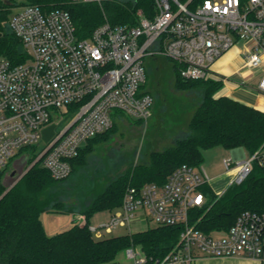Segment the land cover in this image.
I'll list each match as a JSON object with an SVG mask.
<instances>
[{
    "label": "built area",
    "instance_id": "built-area-1",
    "mask_svg": "<svg viewBox=\"0 0 264 264\" xmlns=\"http://www.w3.org/2000/svg\"><path fill=\"white\" fill-rule=\"evenodd\" d=\"M91 3L101 0H73ZM6 26L23 46L24 61L0 57V170L26 146H43L36 159L55 180L67 178L70 161L87 142L114 124V113L135 120L153 116L155 101L143 88L146 58L163 55L181 65L184 79L212 77L214 66L243 43L242 70L264 67V0H154V14L138 12L136 25L106 22L89 38L76 35L69 13L44 12L27 5L14 11ZM219 75V74H218ZM224 86L229 78L223 76ZM245 84V83H244ZM258 92L264 95V76ZM79 104L69 116V106ZM62 117L53 123V116ZM55 125L48 142L43 131ZM20 150V151H18ZM252 160H223L240 183ZM211 186L204 168L182 165L164 185L129 187L109 222L89 226L98 239L116 227L132 229L135 219L180 228L174 248L164 257L129 248L134 264H194L201 258L244 257L264 260V214L244 212L226 232L203 233L191 220L203 208ZM78 221L85 223L84 216Z\"/></svg>",
    "mask_w": 264,
    "mask_h": 264
},
{
    "label": "trees",
    "instance_id": "trees-1",
    "mask_svg": "<svg viewBox=\"0 0 264 264\" xmlns=\"http://www.w3.org/2000/svg\"><path fill=\"white\" fill-rule=\"evenodd\" d=\"M27 5L38 6L46 13L56 10L69 13L80 39L89 38L106 22L136 25L139 11L148 18L154 14V0L94 3L0 0V57L16 64L24 61L17 50L21 42L6 24L14 11ZM180 70L181 65L163 55L153 54L146 58L147 82L143 88L154 98L155 117L163 118L168 111L161 91L163 81H171L180 94L196 96V101L191 102L184 97L177 101L172 97L168 101L179 108L178 124L170 135V145L159 150L151 147L139 164L106 180L99 189L87 191L74 184L73 177L87 168L89 155L106 144L121 121L128 118L122 112H115L113 127L90 139L79 156L70 161L72 171L67 178L53 179L43 167L42 159L21 174L23 176L0 199V264H115L119 252L134 246H139L148 256H166L179 240L178 227L154 226L123 236L105 235L98 239L89 230V220L98 212L114 213L119 209L129 187L149 183L161 186L178 167L199 166L203 150L214 146L230 151L244 149L249 159L253 158L252 169L242 182L232 183L221 194L205 186L208 200L203 208L191 213L192 222L209 235L228 231L244 212L264 214V112L227 96L216 97L224 86L222 80L213 77L184 79ZM78 108L79 104H71L69 116ZM187 114H191L189 119L185 118ZM42 151L41 145L26 146L19 155L29 168ZM7 167L0 170V197L12 183L7 177ZM47 212L81 215L86 222L76 220L70 229L48 236L41 221V215Z\"/></svg>",
    "mask_w": 264,
    "mask_h": 264
},
{
    "label": "rangeland",
    "instance_id": "rangeland-1",
    "mask_svg": "<svg viewBox=\"0 0 264 264\" xmlns=\"http://www.w3.org/2000/svg\"><path fill=\"white\" fill-rule=\"evenodd\" d=\"M244 42H239L237 44L238 49L243 48ZM247 72V71H246ZM211 76L217 80H222L224 77L218 75L212 71ZM264 76V67L252 70L251 73H247L244 79L245 87L256 90L258 89L259 83ZM233 79V78H232ZM239 79L234 78L233 80L239 81ZM223 81V80H222ZM224 88V86H223ZM223 88L216 94V97L227 96L223 95ZM161 91L164 93V103L168 111L165 116L158 115L155 117V112L150 120L147 121H136L133 118H124L116 133L110 137L109 141L97 147V149L88 157V165L84 171L73 177V183L79 184L84 187L87 191H93L95 188L104 186V182L118 174L124 173L131 165L139 164L143 159V155L153 149H163L171 143L170 135L173 134L172 130H175V125L178 124V119H176L179 108L173 103L168 102L170 98L175 97L176 101L180 97H184L189 102L196 101L195 94H180L174 90L171 81H163L161 83ZM166 94V95H165ZM229 97V96H227ZM178 103V102H177ZM172 115V117H170ZM191 114H187L185 118L189 119ZM65 117L59 113L53 116V123H57L61 118ZM87 146V145H86ZM85 146V147H86ZM85 149V148H84ZM20 151V150H18ZM242 155L244 158H249L248 153L243 149ZM232 157L231 151L227 150L222 146H214L206 148L202 152V160L199 166L196 168H204L210 178V182L215 185L220 182H229L234 178V171H227L224 166L223 160ZM26 161L22 155H16L8 164L7 177L10 178L9 182L15 181L26 168ZM3 170V169H1ZM15 175L12 177V173ZM215 190H217L215 188ZM110 211H102L94 214L90 220V226L98 227L103 223L109 222L111 215ZM41 221L45 226H50L55 229L58 226V232L65 231L67 228L61 227H71L72 214H60L47 212L41 215ZM156 226L151 222H143L141 225L139 223L132 224V232L144 231L148 228ZM130 231L125 227H116L111 233L106 234V236H123L129 234ZM108 264V263H104ZM115 264H134L132 258L128 256L127 250H122L118 253ZM196 264V263H194Z\"/></svg>",
    "mask_w": 264,
    "mask_h": 264
},
{
    "label": "crops",
    "instance_id": "crops-1",
    "mask_svg": "<svg viewBox=\"0 0 264 264\" xmlns=\"http://www.w3.org/2000/svg\"><path fill=\"white\" fill-rule=\"evenodd\" d=\"M242 64H243V59L240 55V50L238 48H234L230 50L215 64L214 66L215 73L230 79L223 88V95H227L234 100L244 103L250 107L257 108L264 112V95L258 92V90L256 91L245 87L244 80L243 81L241 80L244 79V77L248 73L245 70H242ZM232 78L233 79L241 78V79H239V81H235ZM242 151H243L242 148L231 150L232 157L229 158H232L235 162L242 161L244 159H249L243 157ZM231 181L232 179L229 182L226 181L225 183L217 182V184L215 183V185L211 183V187L217 194H221L227 189ZM215 188L217 190H215ZM78 216L79 215H72V223H71L72 226L74 222L78 220ZM133 223H139L140 225L142 224L141 220L139 219H135ZM43 226L48 236H54L53 234H55L56 232H58V230H60L58 229V226L57 227L55 226V229L51 228L50 226L49 227L45 226L44 223ZM71 227L64 226L61 228H67L66 230H68ZM129 231L130 233H135L134 231L132 232V229ZM94 237L97 238L95 235ZM196 264H264V260L244 258V257L201 258L196 261Z\"/></svg>",
    "mask_w": 264,
    "mask_h": 264
},
{
    "label": "water",
    "instance_id": "water-1",
    "mask_svg": "<svg viewBox=\"0 0 264 264\" xmlns=\"http://www.w3.org/2000/svg\"><path fill=\"white\" fill-rule=\"evenodd\" d=\"M18 53L19 54H23L24 52V49H23V46L21 44H19L18 48ZM54 129H55V125H51L49 126L48 128H46L44 131H43V140L45 142H48L51 137L53 136L54 134ZM37 163V160L28 168L30 169L33 165H35ZM15 175V172L12 173V177ZM23 175H20L14 182L11 183V185L9 186V188L7 189V191L0 197V199L16 184V182L22 177Z\"/></svg>",
    "mask_w": 264,
    "mask_h": 264
}]
</instances>
